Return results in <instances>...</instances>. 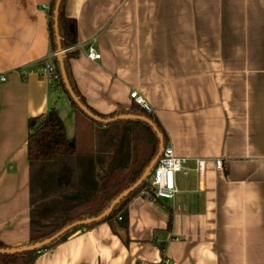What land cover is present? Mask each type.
Listing matches in <instances>:
<instances>
[{"label":"crops","instance_id":"crops-1","mask_svg":"<svg viewBox=\"0 0 264 264\" xmlns=\"http://www.w3.org/2000/svg\"><path fill=\"white\" fill-rule=\"evenodd\" d=\"M52 1L0 0V241L10 247L43 230L41 219L65 220L105 171L132 161L127 124L82 118L61 86L38 74L55 52ZM64 13L77 23L76 44L95 42L102 55L92 61L71 49L86 104L109 115L132 108L138 91L167 146L190 162L173 200L134 196L126 230L82 228L34 264L157 263L162 246L170 264H264V0H65ZM53 107L78 152L31 163L29 118ZM196 159L206 160L202 175ZM58 164L59 191L47 196L40 180Z\"/></svg>","mask_w":264,"mask_h":264},{"label":"trees","instance_id":"trees-1","mask_svg":"<svg viewBox=\"0 0 264 264\" xmlns=\"http://www.w3.org/2000/svg\"><path fill=\"white\" fill-rule=\"evenodd\" d=\"M57 2L58 0H53L49 9L51 41L55 52H59V44L55 29V11ZM64 2L65 0L60 1L58 10L60 46L70 84L80 101L91 112L104 119L124 114H135L148 117L162 133L164 146L166 147L168 144L167 135L159 120L152 112L147 111L135 102L129 110L120 109L109 115L98 113L86 104L84 97L80 94L75 85L70 65V59L78 54L76 50L71 51V48L77 43V23L75 20L70 19L65 15ZM54 62L56 66L55 78L52 80L54 85L61 86V88L67 93L76 107L78 115L82 118H88L92 122H96L84 111H82L70 96L63 79L59 55L55 57ZM117 122L127 124L132 133L133 147L130 167L127 170L117 167L110 171H105L100 177V184L93 197L74 208L63 224L45 232L32 231L30 241L24 246L41 242L76 221L100 215L119 195L132 187L141 178L159 152L160 139L158 133L152 124L142 119H124ZM96 123L99 126H106L114 122ZM28 128V158L31 163L35 161L52 162L58 160L61 156H72L78 152V140L70 139L67 136L65 124L55 107L51 108L44 114L30 117L28 121ZM144 190L146 192L150 191V174L135 190L121 198L113 207L111 212H109L103 219L97 222L74 226L38 249L13 254L0 253V264H34L35 260L42 251L64 242L82 228H92L102 222H107L114 230H116L118 226L126 230L129 224L128 203L134 196L141 194ZM119 216H121V219H119ZM0 248L8 249L13 247L7 246L0 241ZM161 251L162 253L165 251L164 246L161 247Z\"/></svg>","mask_w":264,"mask_h":264},{"label":"built area","instance_id":"built-area-1","mask_svg":"<svg viewBox=\"0 0 264 264\" xmlns=\"http://www.w3.org/2000/svg\"><path fill=\"white\" fill-rule=\"evenodd\" d=\"M77 48L83 50L89 60L95 61L102 57L101 53L96 49L95 42L78 43L71 49ZM58 54L59 52H53L46 58L45 63L38 72L40 76L52 80L55 78L56 66L54 59ZM5 81H7V76L1 74L0 85ZM131 98L136 104L142 106L147 111H153L151 105L138 93V91H132ZM189 162V158L177 155L173 147H164L161 156L150 173V191L146 192L144 190L142 194L150 195L156 199L173 200L178 192L176 176L178 173H186ZM195 162L198 173L202 175L204 173L206 160L196 159ZM215 163L217 169H223L222 159H216ZM119 219H121V216H119ZM163 254L164 256L159 262L147 264H170V259L166 257L165 251Z\"/></svg>","mask_w":264,"mask_h":264},{"label":"water","instance_id":"water-1","mask_svg":"<svg viewBox=\"0 0 264 264\" xmlns=\"http://www.w3.org/2000/svg\"><path fill=\"white\" fill-rule=\"evenodd\" d=\"M61 0H58L57 2V6H56V11H55V29H56V34H57V39H58V44H59V59H60V64H61V70H62V75H63V79L64 82L66 84V87L69 91L70 96L72 97V99L77 103V105L80 107V109L82 111H84L89 117H91L92 119H94L96 122H106V123H112V122H117L119 120H124V119H142L145 120L147 122H149L150 124H152L154 126V128L156 129L159 139H160V149L159 152L157 154V156L155 157V159L151 162V164L149 165V167L146 169V171L144 172V174L141 176V178L129 189H127L125 192H123L121 195H119L113 202L112 204L100 215L96 216V217H92V218H88V219H84V220H80V221H76L68 226H66L65 228H63L62 230H60L59 232H57L56 234H54L53 236L38 242L36 244L33 245H27V246H23V247H13V248H8V249H3L0 248V253H8V254H13V253H21L24 251H28V250H33V249H38L42 246H44L45 244L51 242L54 238H56L57 236H59L60 234H62L63 232H65L66 230L74 227V226H78V225H82V224H87V223H91V222H97L101 219H103L109 212H111V210L113 209V207L119 202V200L121 198H123L124 196L128 195L130 192H132L133 190H135L144 179H146L148 177V175L151 173L153 167L155 166L157 160L159 159V157L161 156L163 149H164V142H163V136L162 133L158 130V128L154 125V123L152 122V120H150L148 117L145 116H141V115H135V114H124V115H120V116H116V117H111V118H101L97 115H95L93 112H91L78 98V96L76 95V93L74 92L66 69H65V63L63 60V55H62V50H61V46H60V36H59V32H58V10H59V4H60Z\"/></svg>","mask_w":264,"mask_h":264},{"label":"rangeland","instance_id":"rangeland-1","mask_svg":"<svg viewBox=\"0 0 264 264\" xmlns=\"http://www.w3.org/2000/svg\"><path fill=\"white\" fill-rule=\"evenodd\" d=\"M119 121H121V120H119ZM118 125H121V124H118ZM59 165L60 164H58L54 168H51V169L47 170L45 173H43L44 175L40 180L41 181V189H42V191L46 190V195L47 194L50 195L54 191L55 192L59 191L58 182H57V176L59 173ZM36 181H38V180L36 179ZM69 190H66V191H69ZM73 191H75V190H73ZM86 196H88V195H84V197H86ZM57 197H60V196H57ZM165 201H170V200H165ZM64 221L65 220L58 219L57 217H55V219H52V218L51 219H41L39 221V225H41V226L37 227V228L38 229L42 228L43 230H41V231H43V232L49 231V230L53 229L54 227L63 224Z\"/></svg>","mask_w":264,"mask_h":264}]
</instances>
